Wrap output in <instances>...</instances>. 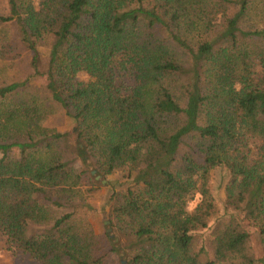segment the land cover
<instances>
[{"label":"trees","instance_id":"16d2710c","mask_svg":"<svg viewBox=\"0 0 264 264\" xmlns=\"http://www.w3.org/2000/svg\"><path fill=\"white\" fill-rule=\"evenodd\" d=\"M0 55L9 248L36 264H264V0H0ZM40 96L69 133L31 124ZM117 170L129 184L102 238L88 194Z\"/></svg>","mask_w":264,"mask_h":264},{"label":"rangeland","instance_id":"374dc122","mask_svg":"<svg viewBox=\"0 0 264 264\" xmlns=\"http://www.w3.org/2000/svg\"><path fill=\"white\" fill-rule=\"evenodd\" d=\"M5 32L7 33L8 37L11 35L10 29ZM12 52L18 53L17 55L22 54L23 56V52L21 50H13ZM3 57L10 58L0 55V64L5 63L10 69V67L12 66L11 62L8 59H4ZM16 61L17 59L13 61V68L16 65ZM16 66H18V68H21L22 64L20 63ZM37 106L39 107V114L36 120L31 121V124L33 126H39L48 129V131L60 133H69L70 130L74 128V124L67 116H65L62 109L55 103L51 102L49 99L42 96L38 97ZM68 136L69 138H72L71 135ZM76 167H78V164L76 165ZM77 169L79 170L80 168ZM92 174H95V171H92ZM96 179H99V176H96ZM84 181H86V179ZM128 184L129 183L126 178L122 177L121 171L117 170L107 178L103 179L102 185L98 187L96 185L93 192L88 194L89 201L94 207V210L89 214L87 213L86 218L89 221L92 230L102 238L104 237V232L110 231L108 225L110 210L109 196L111 194V191L115 189H126ZM199 199V195H196L193 200H190L187 203V209L190 211L193 210L196 204L199 202ZM221 213L222 209L221 205L219 204L217 214ZM214 219L215 217L210 220L209 226H212ZM209 230V228L200 229L197 232L195 241L196 250L202 245L204 240L209 239ZM120 256L121 255H118V257ZM118 259L119 261L117 262L116 257V260H114L112 264H126L123 258L120 257ZM0 264H36V261L23 254L18 249L9 248L4 241V238H0Z\"/></svg>","mask_w":264,"mask_h":264}]
</instances>
